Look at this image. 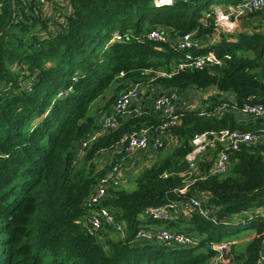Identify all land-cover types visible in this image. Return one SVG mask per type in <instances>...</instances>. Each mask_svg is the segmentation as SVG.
I'll list each match as a JSON object with an SVG mask.
<instances>
[{
    "label": "trees",
    "instance_id": "1",
    "mask_svg": "<svg viewBox=\"0 0 264 264\" xmlns=\"http://www.w3.org/2000/svg\"><path fill=\"white\" fill-rule=\"evenodd\" d=\"M223 1L242 0H177L159 8L154 0H71L72 12L60 24L61 32L40 38L33 32L38 17L24 12L28 0H14L12 24L0 33V80L14 83L0 94V264H257L264 250V139L232 154L226 175H209L179 191L189 178L185 157L196 135L224 129L264 134V117L234 109L248 102L264 104V31L241 30L229 37L211 9ZM0 3L3 26L9 3ZM244 18H258L264 28L263 12ZM153 25L167 35V42L147 37ZM221 31V36L216 33ZM189 32L207 40L200 52L215 50L231 58L221 66L171 76L145 73H171L181 58L171 44ZM13 65L20 71L9 70ZM22 74L32 81L31 89L20 87ZM137 83L163 93L202 88L208 98L201 102L203 110H180L181 121L171 128L175 145L164 142L152 162L134 170L139 171L135 189L107 187L102 205L127 227L125 234L108 237L105 229L96 232L84 221L89 196L125 157L117 148L122 136L156 128L163 120L143 108L88 146L80 143L102 128L117 96ZM224 104L229 108L220 111ZM105 152H111V159L103 165ZM215 156L213 149L198 160L202 172L207 173ZM199 193L205 195L209 217L193 209L182 223L172 222L174 206L167 207L168 219L150 212ZM149 221L158 224L145 226ZM171 225L189 233L195 244L138 239L141 227L174 229ZM238 225L256 230L245 245L248 257L233 244L229 262H217L221 251L213 245L233 239L226 237Z\"/></svg>",
    "mask_w": 264,
    "mask_h": 264
},
{
    "label": "built area",
    "instance_id": "2",
    "mask_svg": "<svg viewBox=\"0 0 264 264\" xmlns=\"http://www.w3.org/2000/svg\"><path fill=\"white\" fill-rule=\"evenodd\" d=\"M43 0H36L34 4H31L29 10L31 13H39V3ZM177 0H154L156 7L169 6L176 3ZM2 4L0 3V9ZM215 14V21L219 28L227 34L229 37L238 31V19L244 16H248L257 12L264 13V0H242L236 3H229L225 9L217 7L213 10ZM67 14L62 9H58L55 13L56 20H62L66 18ZM210 17V14L206 15ZM64 21L61 22L63 24ZM117 39H121L120 34H116ZM147 37L155 42H167V35L155 28L147 33ZM231 38H228V41ZM172 47L175 48L180 54L181 58L177 61L174 69L169 72L157 71L154 69H148L145 73L154 72L157 76H171L177 72L185 70H197L207 67L221 66L225 64V60L231 58L230 55H225L224 58L220 57L215 50H208L207 52H200L203 47L195 36V32H189L180 37V39L172 42ZM22 81V79H21ZM153 81V79L151 80ZM2 87V90H6ZM27 88L31 89V84H27ZM149 90L153 92L148 106L144 105V97ZM192 90H197V93L203 94V99L208 98V90L190 88L187 91L192 94ZM0 91V94H1ZM199 101L196 96L190 95L188 98L183 97L176 89L168 92H159L152 85L149 87L147 84L137 83L130 88L122 92L115 99L114 104L110 108L109 112L104 115L102 120V128L100 130L93 131L81 141V148L93 143L101 135L108 130L117 129L121 123V120L129 115H134L143 111V108H148L153 113H156L162 117V122L156 127L143 128L139 131L132 133H126L122 136L118 143V150L125 154V157L118 161L113 170H110L107 177L102 180L100 184L94 187L92 193L89 196L88 204L91 206L87 211V223H89L94 231H103L113 229V231L122 232L125 234L126 224L121 222L114 211L108 206L102 205V202L106 198L108 192L107 187L110 181H112L121 171V166L125 158L133 156L138 152H149L151 156L158 151V149L167 142L168 145L173 146L176 142V137L172 135L171 128L178 126L181 121L180 110L182 109H199ZM228 105L224 104L220 107V111L228 109ZM236 111L241 114L248 115L252 118L264 117V104L263 103H245L241 108L235 107ZM218 112V108L216 113ZM264 139L263 133H251L243 130H230L224 129L221 131H210L196 135L192 139L193 149L187 153L185 160L189 163V170L187 175L189 178L185 179L186 185L179 191L184 193L188 190L192 182H196L200 179H205L209 175H226L231 166L232 154L239 150L242 145L248 143H256ZM174 140V141H173ZM215 149L216 156L213 164L207 170V173L202 172L198 164V160L203 157L207 152ZM81 154V153H80ZM79 154V155H80ZM2 155L0 154V157ZM193 174H196L192 177ZM169 174L164 173V177ZM193 178V179H192ZM205 195L202 193L189 196L185 199L186 205L193 211L196 209L205 217H209L210 211L205 208L203 202ZM168 206H174V204H166L162 208L150 209V212L156 218L168 219L171 216V212L167 210ZM171 213V214H170ZM264 235V234H263ZM138 239H144L150 242H166L176 246H193L195 244L192 236L184 231L177 229H138ZM264 241V238H263ZM227 241H222L218 244H214L215 250L221 251L217 262L228 263L229 259L226 258L227 254L231 250V244H227ZM257 264H264V250L260 252L257 260Z\"/></svg>",
    "mask_w": 264,
    "mask_h": 264
},
{
    "label": "crops",
    "instance_id": "3",
    "mask_svg": "<svg viewBox=\"0 0 264 264\" xmlns=\"http://www.w3.org/2000/svg\"><path fill=\"white\" fill-rule=\"evenodd\" d=\"M34 2H36V0H28V2H26V3H28V6L24 7V12H26L27 14H31V12L29 11V10H31L30 9V5L34 4ZM227 4H228L227 1L215 3L214 6H211V8L213 7L212 11L214 9H216L217 7H221L223 9H225L227 7ZM57 8H61L62 10H65V13L67 15L70 14L72 12L71 0H43L42 2L39 3V13L38 14H34L33 13L39 19V22L33 28V32L37 36H39L40 38H49L50 36H54L55 34L60 33L62 28H63L60 25L61 22L64 21V22L67 23V21H68L67 17L62 19V20H56L55 13L57 11ZM212 11H210V12H212ZM244 17H242V18L240 17L238 19V31H237V33L240 32L241 30H245L247 32H254L255 30L260 29V28H261V30H258L259 32L264 31L263 26H261L262 23H259V19L258 18L245 19ZM216 33L220 34V36L222 35V31L221 32H216ZM197 36H196V38L200 41L202 46H205L203 42H207V40H203L200 37V35L198 37ZM230 40H232V38ZM19 68L21 69L20 66H19ZM31 82L32 81L29 79V83H31ZM4 84H5V82H4ZM5 86L6 85H4L3 87H5ZM1 89H2V87H0V91H1ZM157 91L160 92L162 90H157ZM188 93H189V95H192V94H190V92H188ZM146 94H148L149 96H152L153 92L151 90H149V93H146ZM148 95L144 99V105H148L149 102H150V100L148 101V99L151 98V97H149ZM202 97H203V94L201 92H199L197 99H203ZM108 153L111 156V152H108ZM140 153H142V152H138V153L134 154L133 156L125 158V160L123 162V164H124L123 171H128L129 170V168H126V164L128 162H131V161L135 162V160L132 159V158L135 155L140 154ZM145 160L148 161V162L143 163L142 167H144V165L149 164L150 162H152L151 158L148 159V160L144 159V158H137V161L144 162ZM142 167L132 168L130 173L135 172L134 171L135 169H140ZM123 171H121L112 180V183L109 186L110 188L117 189V188L125 187V186H123L124 185L123 183L128 181V180H127V178H125V175H127V172L125 174V173H122ZM130 175L128 176L129 179H130ZM167 204L170 205L171 203H167ZM173 204H174L175 208H173V210H172V214H173L172 222L181 221L183 223L185 221V219L190 217V213L192 212V210L189 209V207L186 205L185 200L174 201ZM86 215H87V213H86ZM144 224H145V226L153 227L155 224H158V223L149 221V222H145ZM165 225H168V222ZM171 226L174 229H178V225H171ZM105 232H108V230H105ZM115 233H117V232H114V233H109L108 232L107 235L115 234ZM104 235H106V234H104Z\"/></svg>",
    "mask_w": 264,
    "mask_h": 264
},
{
    "label": "rangeland",
    "instance_id": "4",
    "mask_svg": "<svg viewBox=\"0 0 264 264\" xmlns=\"http://www.w3.org/2000/svg\"><path fill=\"white\" fill-rule=\"evenodd\" d=\"M155 5V4H154ZM215 5V3H213L211 6H214ZM58 9H61V8H57V10ZM211 9H213V7L211 8ZM156 26V25H155ZM154 25L152 26V27H150V28H152V29H155V28H157V27H155ZM151 29V30H152ZM120 36H122V35H120ZM173 40V39H172ZM17 63V62H16ZM15 63V64H16ZM9 70H11V71H14V73H16V72H19L20 70H19V66H15V65H13L12 66V68H10ZM164 72H166L165 70H164ZM25 76V74H22V75H20L19 77V79H18V81H21V79H22V81L21 82H19V84H20V87H22V88H27V84L29 83V80H24V79H29L28 77L27 78H25L24 77ZM4 82H5V84H4ZM6 85V86H11L12 84H14V83H10V82H7V81H3V80H0V87H3L4 85ZM29 84H31V83H29ZM3 85V86H2ZM62 93V92H61ZM111 94H113V93H111ZM110 94V92H109V94H108V96L109 95H111ZM182 96L183 97H186V98H188V96H190L189 95V93H188V91L187 90H185V91H183L182 93ZM192 95L194 96H196V99H197V97H198V93H197V90H192ZM227 95V94H226ZM225 95V96H226ZM147 96V95H146ZM145 96V97H146ZM145 97H144V99H145ZM151 98H149L148 99V101L150 100ZM202 100L203 99H198V101H199V103H200V105H199V108H201V110H203L204 109V105L201 103L202 102ZM145 106H148V105H145ZM154 156H156V155H154ZM137 158H144V159H150L151 158V160L153 161L154 159H153V155L151 156V154L149 153V152H142V153H140V154H137V155H135L132 159H134L135 160V162H133V161H131V162H128L127 164H126V168H129V170L128 171H123V168H124V164H122V166H121V171H123L122 173H125L126 174V172H127V175H125V178H127V180L129 181H126V182H124L123 184V186H125L128 190H133V189H135L136 187H137V184H136V176H137V172H139L138 170H136V172H132L131 173V175L129 174L130 173V171L132 170V168H138V167H142L143 166V163H145V162H148V161H144V162H141V161H137ZM110 159H111V156H110V154L108 153V152H105V153H103L102 154V156H101V162H102V164L103 165H105L106 163H109L108 161H110ZM120 171V172H121ZM130 175V179H129V175ZM224 176V175H223ZM125 180V179H124ZM112 182H109V184H108V187L110 186V184H111ZM85 216H86V214H85ZM84 221L85 222H87V216H86V218L84 219ZM234 222H237V221H234ZM239 227H241V228H239ZM238 231H235V233H233V234H231V235H228L227 237H226V239H230V238H233V239H230V240H228V242H227V244H231V249H232V245L234 244L235 245V247H236V249L238 250V251H243L244 250V257H245V259L248 257V252L245 250L246 248H245V245L247 246L248 245V240L249 239H251L253 236H255V234H256V230H255V228H252V226L251 225H248V226H246V227H242V226H240V225H238ZM234 229H236L237 230V225H235L234 226ZM247 230V232H245ZM108 232L109 233H114V232H117V233H115V234H110V235H108V237H115V238H117L120 234H118L119 232L118 231H113V230H108ZM237 232H239V233H237ZM140 240H144V239H140ZM145 241H147V240H145ZM148 242H150V241H148ZM154 243H159V242H154Z\"/></svg>",
    "mask_w": 264,
    "mask_h": 264
},
{
    "label": "water",
    "instance_id": "5",
    "mask_svg": "<svg viewBox=\"0 0 264 264\" xmlns=\"http://www.w3.org/2000/svg\"><path fill=\"white\" fill-rule=\"evenodd\" d=\"M8 3H9L8 18H7L6 22H5V24L3 26H0V33L5 31L12 24V19H13V16H14V0H8ZM39 73L40 72H38V74ZM38 74L36 75V77L38 76Z\"/></svg>",
    "mask_w": 264,
    "mask_h": 264
}]
</instances>
